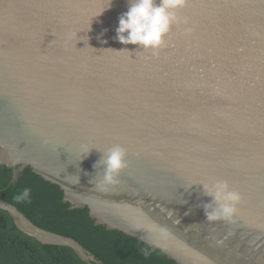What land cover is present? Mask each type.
Returning <instances> with one entry per match:
<instances>
[{
	"label": "water",
	"instance_id": "obj_1",
	"mask_svg": "<svg viewBox=\"0 0 264 264\" xmlns=\"http://www.w3.org/2000/svg\"><path fill=\"white\" fill-rule=\"evenodd\" d=\"M128 2L0 0V164L14 177L29 166L95 225L177 264H264V0H186L156 55L115 39ZM117 145L127 167L100 184L92 166ZM217 180L241 195L233 222L206 220L202 185ZM0 209L103 264L1 198Z\"/></svg>",
	"mask_w": 264,
	"mask_h": 264
},
{
	"label": "trees",
	"instance_id": "obj_2",
	"mask_svg": "<svg viewBox=\"0 0 264 264\" xmlns=\"http://www.w3.org/2000/svg\"><path fill=\"white\" fill-rule=\"evenodd\" d=\"M24 188L30 189L29 198L17 200ZM0 198L16 206L37 226L72 237L103 264H177L135 237L95 225L86 206L71 208L62 200V189L29 166L14 177L11 167L0 164ZM0 264L87 263L67 246L43 244L24 234L0 209Z\"/></svg>",
	"mask_w": 264,
	"mask_h": 264
},
{
	"label": "clouds",
	"instance_id": "obj_3",
	"mask_svg": "<svg viewBox=\"0 0 264 264\" xmlns=\"http://www.w3.org/2000/svg\"><path fill=\"white\" fill-rule=\"evenodd\" d=\"M185 3L186 0H129L127 11L118 17L115 39L122 45H137L145 51L151 50L153 55L158 54L166 46L165 37L178 22L177 11ZM89 153L90 150L87 155ZM98 165L103 169L100 184H115L119 173L127 167L125 150L118 145L112 147L94 162L93 169ZM202 190L205 196L211 198V202L202 205L207 222H233L241 201L240 193L230 188L224 180H217L211 185L204 184ZM29 195L30 189L24 188L16 199L26 200ZM172 212L169 210L168 214ZM154 231L161 238L170 235L168 229L160 225H156Z\"/></svg>",
	"mask_w": 264,
	"mask_h": 264
}]
</instances>
